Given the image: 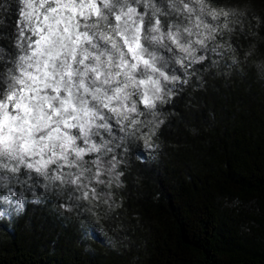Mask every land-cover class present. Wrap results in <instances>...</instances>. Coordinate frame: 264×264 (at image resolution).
Segmentation results:
<instances>
[{
    "label": "trees",
    "instance_id": "16d2710c",
    "mask_svg": "<svg viewBox=\"0 0 264 264\" xmlns=\"http://www.w3.org/2000/svg\"><path fill=\"white\" fill-rule=\"evenodd\" d=\"M154 2L164 31L180 22L168 0ZM204 5L221 13L205 16L217 28L197 49L205 60L171 63L180 77L167 84L171 96L151 110L138 103L130 120L139 123L112 119L111 132L92 138L112 149L100 157L103 183L53 178L75 167L0 170V195L14 189L24 201L0 217V264H264V0ZM22 8L0 0V93L24 54ZM97 155L84 156L89 177Z\"/></svg>",
    "mask_w": 264,
    "mask_h": 264
},
{
    "label": "snow or ice",
    "instance_id": "6c2138e0",
    "mask_svg": "<svg viewBox=\"0 0 264 264\" xmlns=\"http://www.w3.org/2000/svg\"><path fill=\"white\" fill-rule=\"evenodd\" d=\"M19 2L25 23L17 44L24 54L18 74L10 73L7 89L0 93V170L16 173L24 165L43 174L50 165L75 167V173L53 178L81 188L90 179L103 183L100 176L106 170L100 157L112 151L107 141L98 144L92 138L101 129L111 132L112 119L117 125L139 123L130 120V114H141L138 103L151 110L171 96L167 84L180 77L169 74L170 64L186 70L204 61L197 49H205L217 32L205 16L215 20L221 14L208 11L204 0H168L182 19L164 31L165 13L154 0ZM131 4L147 11L138 12ZM88 153L98 154L91 177L86 175L91 169L82 167Z\"/></svg>",
    "mask_w": 264,
    "mask_h": 264
},
{
    "label": "rangeland",
    "instance_id": "374dc122",
    "mask_svg": "<svg viewBox=\"0 0 264 264\" xmlns=\"http://www.w3.org/2000/svg\"><path fill=\"white\" fill-rule=\"evenodd\" d=\"M5 178L6 176L0 175V179ZM23 206L22 196L14 189H6L0 195V217H9L10 214L22 210Z\"/></svg>",
    "mask_w": 264,
    "mask_h": 264
}]
</instances>
